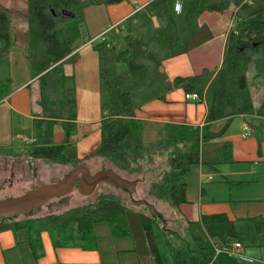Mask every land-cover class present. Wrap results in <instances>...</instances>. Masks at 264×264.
Masks as SVG:
<instances>
[{
    "label": "trees",
    "instance_id": "obj_1",
    "mask_svg": "<svg viewBox=\"0 0 264 264\" xmlns=\"http://www.w3.org/2000/svg\"><path fill=\"white\" fill-rule=\"evenodd\" d=\"M122 1L26 0L25 59L31 78L37 81L36 103L40 111V117L32 121L30 157L62 164L69 161V138L76 130V124L72 125L76 123V96L74 74L66 73L64 66L76 55L79 40H89L80 30L85 8ZM179 1V13L173 9L174 0H151L122 20L118 29L123 39L121 49H116L104 34L100 41L90 43L97 54L99 143L85 158L100 157L126 175H135L154 156L166 155L167 167L151 182L148 194L168 202L181 214L180 206L187 202L185 177L190 168L201 164L217 169L218 165L233 162L231 143L220 140L232 119L242 117L257 136L261 134L264 96L255 107L250 86L256 80L264 85V0ZM231 5L235 7L231 14L233 23L225 37L219 66L169 80L160 71L162 62L188 52L201 27L199 16L204 12H225ZM12 44L9 12L0 6V59L8 54ZM119 64L125 69L120 70ZM174 87L196 93L205 102L204 124L193 127L167 123L153 141L145 142L135 109L150 100H163ZM58 120L64 136L55 142L53 127ZM218 120H222V125L211 129ZM125 211L119 199L101 194L93 202L57 214L16 220L12 226L23 230L36 258L43 231L49 234L54 248L83 250L95 248L94 223L106 222L113 237L128 236ZM139 219L153 264H163L153 233L155 218L139 213ZM247 220L256 233L264 234V215ZM185 222L191 239L189 247L175 246L165 235L172 264H226L219 256L214 257L213 246L235 241L234 220L218 212L201 213L198 220ZM192 225H198L203 234Z\"/></svg>",
    "mask_w": 264,
    "mask_h": 264
},
{
    "label": "rangeland",
    "instance_id": "obj_2",
    "mask_svg": "<svg viewBox=\"0 0 264 264\" xmlns=\"http://www.w3.org/2000/svg\"><path fill=\"white\" fill-rule=\"evenodd\" d=\"M5 0H0L3 3ZM9 5L16 3L15 0H7ZM209 14L211 15L210 17ZM199 23L203 27L197 31L193 37V44L188 50L187 59L183 54H179V59L167 64L166 66L175 73L177 69L180 72L183 68H190L193 66L200 69L203 65L210 69L220 62L222 46L224 41V30L230 24L229 13H207L204 12L198 18ZM211 27V28H210ZM90 33L88 36L89 42L79 40L81 44L76 55L71 61L65 64L67 73H73L75 77V122L76 130L70 135L72 141L71 146L67 150L69 161L67 163H57L47 161L44 159H36L30 157L27 153L25 155H18L6 161H0V198L13 197L22 194L34 185L56 182L63 178L73 167L75 162H81L87 165L90 172L93 173L97 170H112L127 178H143L136 187L131 196L120 188L113 187L106 183H100L96 186L95 190L90 195H84L74 189L66 196L53 199L46 204L33 209L27 213L18 214L12 217H6L11 221L23 220L29 218L41 217L48 214L61 213L64 210L93 202L96 198L105 194L119 199L126 208L125 217L127 226L129 228V241L128 247H131V252L128 254H137L142 258V261L152 264L150 253L145 240L144 232L142 230L139 213L151 215L155 219L153 224V233L155 236L158 251L160 253L163 264H172L171 254L169 247L165 241V235L169 238L171 243L175 246L191 245L190 235L186 227L185 219L198 220L200 213L214 212V211H234L239 213H250L252 211H259L264 205V182L259 179L251 183H238L231 175L222 176L223 170L229 166H235L236 163H225L218 165L217 169H210L205 165L200 164L201 184L198 185V174L195 171L197 165L190 168L189 173L185 177L186 189L189 190L190 197L194 202H186L181 204L180 209L184 216L176 212L168 202L156 199L148 194V188L151 182L159 178V174L167 167L166 155H156L149 163L144 164L143 171L135 175H126L123 171L117 170L112 167L104 159L100 157H86L93 148L99 143V130L98 121L100 118V109L98 103V71H97V54L89 43L98 42L102 39V35L93 36L91 31L98 28L96 23H91L90 12H87V19L80 25L81 32L87 31ZM106 38L112 41L116 49L123 47L122 33L116 28L111 26L103 32ZM120 70L125 69V65L119 64ZM252 101L255 106L264 96V85L256 80L255 84L250 86ZM18 95L24 96L20 98V105H17L12 117L13 130L10 127V121L7 120V131L11 129L12 135L19 133L20 136L30 139V119L22 117L21 112H28L36 116L38 113L37 105L34 103L35 89L32 87L26 88L24 91L19 92ZM17 95V96H18ZM34 96V97H33ZM33 97V98H32ZM9 122V123H8ZM237 122V121H235ZM26 127L24 130L18 129L20 124ZM53 127V140L60 142L64 136V130L59 124ZM222 123L214 125L215 128L220 127ZM10 132V133H11ZM263 134L264 131L262 130ZM252 135L255 133L251 130L248 133ZM264 136V135H263ZM154 137L149 133H145L143 140L145 142L153 141ZM29 149V146L19 141V138H14L12 144H9L7 149H0V155H11L13 153H23ZM80 158H85L79 161ZM242 167L246 166L244 163H237ZM202 190H201V188ZM201 192V193H200ZM146 200L151 204L149 210L145 206H135L131 200ZM224 209V210H222ZM235 215V214H234ZM2 219V218H0ZM101 223V222H98ZM194 228L202 233L198 225H192ZM235 226V241L241 245V251H247L248 255L253 257V262L249 264H261L260 257L257 255L264 247V234L256 233L252 223L247 218H241L240 215L234 217ZM94 234V233H93ZM95 236V235H94ZM44 243L48 241L49 234L43 233L41 235ZM263 245V246H262ZM217 246V245H216ZM40 251V250H39ZM55 252V251H54ZM238 253L237 251H235ZM220 258L226 264H247L239 262L233 254H220ZM264 261V260H263ZM145 263V262H144Z\"/></svg>",
    "mask_w": 264,
    "mask_h": 264
},
{
    "label": "crops",
    "instance_id": "obj_3",
    "mask_svg": "<svg viewBox=\"0 0 264 264\" xmlns=\"http://www.w3.org/2000/svg\"><path fill=\"white\" fill-rule=\"evenodd\" d=\"M15 1L16 3H12V5L11 3L9 5L7 0L0 3V6L8 9L10 31L13 39V44L8 54L0 59V149H7L9 144H12L14 138H19L20 142L29 146L31 143L27 142V140L32 139V121L40 117L39 106L36 103L38 99L37 81L35 78H31L25 59V47L27 45L26 0ZM150 1L151 0H124L117 4L89 6L84 10L85 20L87 19V12L89 11L91 23H96V26L98 25V28L95 31H91V33L93 36H98ZM234 10L235 7L231 5L225 11V13H229L230 24L228 28L223 31V46L227 31L233 23L231 14ZM210 16L209 14L208 17ZM205 25H207V27L209 26L207 23H205ZM204 26L200 27L198 31H201ZM85 30H87V28ZM81 33L86 37L90 36L88 30ZM80 45L81 44H79V47H81ZM182 54L184 56V53ZM178 57L180 56L176 55L162 62L160 71L163 72L169 80H172L175 76L199 74L204 69L210 71L215 70L220 64V62H218L213 69L205 67L204 65L199 70L193 66H190L189 69L184 67L182 72L177 69L175 73H173L166 65L171 63V61L174 62L176 59H179ZM185 57L186 59L189 57L187 52L185 53ZM28 87L35 89V97H33L39 113L33 116L26 111L25 113L21 112L22 117L30 119V139L20 136L19 133L12 135L11 132V129L13 130V125L11 124L12 121L14 122L12 118L14 116V111L12 110H14L17 105L21 104L20 98H24V96L18 95V93H22V91ZM184 94L185 92L181 88L174 87L165 94L163 100H150L135 109V118L142 122V138L145 133H149L155 139L158 130L167 123L183 124L193 127H201L204 124L207 111L205 102L203 100H187L184 98ZM7 120L10 121V123L8 122L10 124L9 128H11L10 131L9 129L5 131V129L8 128L6 125ZM219 123H222V120L214 121L211 124V129L217 130L219 127L215 128L214 125ZM25 128L23 123L18 126L20 130H24ZM262 130L264 131V118L262 119L260 136H257V134H248L251 132V129L243 122L242 117L237 116L232 119L225 134L220 140H226L231 143V156L233 159L231 163H236V165L232 167L229 166L226 170H223L224 173L222 176L231 175L238 183H251L256 181V179L264 182V134ZM258 138H260V140H258ZM25 153L28 154V149L23 153L19 152L11 155L3 154L0 155V161H6L18 155H25ZM237 163H244L246 166L242 167ZM194 170L197 171L198 185H200L202 183L200 164H198ZM185 197L187 202H194L190 197L188 189H186ZM261 199H264V197H261L260 200ZM218 212L226 213L228 217L233 220L234 217L238 215H240L241 218H249L257 215H264V205L259 211H252L250 213H239L237 210L234 211L235 215L231 211H207L204 213ZM12 222L13 221L7 218L0 219V264H148V262L141 260L142 258L144 259V257H139L137 254H128L131 252V247L127 246L129 244L127 237H113L109 225L106 222L94 223L92 225V233L95 235V248L90 250H83L78 247L54 248L50 238L44 243L41 235L46 232H41L39 235L40 251L37 252L36 258L33 256L30 246L25 241V233L23 230L14 229ZM232 242L217 244V246L231 248ZM237 252L238 254L251 258L253 262V257L248 255L247 251H241V248H239ZM257 255L260 257L259 260L261 264H264V247ZM238 261L247 264L252 263L239 259ZM151 262L153 264L152 258Z\"/></svg>",
    "mask_w": 264,
    "mask_h": 264
},
{
    "label": "water",
    "instance_id": "obj_4",
    "mask_svg": "<svg viewBox=\"0 0 264 264\" xmlns=\"http://www.w3.org/2000/svg\"><path fill=\"white\" fill-rule=\"evenodd\" d=\"M142 179H128L107 169L91 173L86 164L75 162L74 167L56 182L34 185L20 195L0 198V218L27 213L53 199L68 195L74 189L81 194L90 195L100 183L120 188L131 196ZM131 203L151 209V205L146 200L132 199Z\"/></svg>",
    "mask_w": 264,
    "mask_h": 264
},
{
    "label": "built area",
    "instance_id": "obj_5",
    "mask_svg": "<svg viewBox=\"0 0 264 264\" xmlns=\"http://www.w3.org/2000/svg\"><path fill=\"white\" fill-rule=\"evenodd\" d=\"M139 9V8H138ZM136 9V10H138ZM173 9L175 11V13H179L180 12V9H181V4H180V1L179 0H174V4H173ZM135 10V11H136ZM133 11L131 13V15L135 12ZM122 27V21L118 22L117 24L113 25V28H116L117 30ZM102 35V38L104 37L103 36V33L101 34ZM86 42H89L88 41H85ZM90 44V43H89ZM184 98L187 99V100H192V101H197L199 100V96L196 94V93H185L184 94ZM27 142H32V139L31 140H27ZM239 248H241V245L238 243V242H232V246L231 248H227V247H220V246H216L214 245L213 246V250H214V257H217L219 256L220 254L224 253V254H233L235 255L239 260H242V261H245V262H252V259L251 258H248V257H245L241 254H238L236 253L235 251H237Z\"/></svg>",
    "mask_w": 264,
    "mask_h": 264
}]
</instances>
